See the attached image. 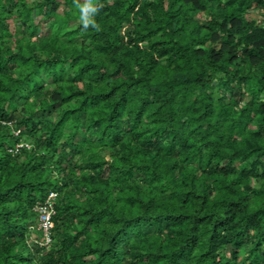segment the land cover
<instances>
[{"label": "trees", "instance_id": "trees-1", "mask_svg": "<svg viewBox=\"0 0 264 264\" xmlns=\"http://www.w3.org/2000/svg\"><path fill=\"white\" fill-rule=\"evenodd\" d=\"M0 264H264V0H0Z\"/></svg>", "mask_w": 264, "mask_h": 264}, {"label": "built area", "instance_id": "built-area-1", "mask_svg": "<svg viewBox=\"0 0 264 264\" xmlns=\"http://www.w3.org/2000/svg\"><path fill=\"white\" fill-rule=\"evenodd\" d=\"M16 134V133H15ZM30 148V144L21 141L15 144L14 147L8 149L10 153H18L22 148ZM56 193L50 192L44 201L35 204L33 211L37 214V228L41 233V245L49 247L52 242V216L54 215V199Z\"/></svg>", "mask_w": 264, "mask_h": 264}, {"label": "rangeland", "instance_id": "rangeland-1", "mask_svg": "<svg viewBox=\"0 0 264 264\" xmlns=\"http://www.w3.org/2000/svg\"><path fill=\"white\" fill-rule=\"evenodd\" d=\"M44 29H46V31H49L50 27L48 26V24H47V23L45 24V27H44Z\"/></svg>", "mask_w": 264, "mask_h": 264}]
</instances>
